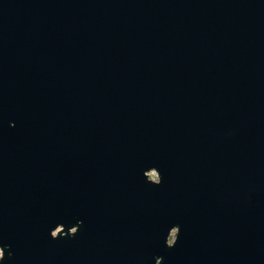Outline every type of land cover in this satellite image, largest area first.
<instances>
[{"label": "water", "instance_id": "obj_1", "mask_svg": "<svg viewBox=\"0 0 264 264\" xmlns=\"http://www.w3.org/2000/svg\"><path fill=\"white\" fill-rule=\"evenodd\" d=\"M0 264H264V0H0Z\"/></svg>", "mask_w": 264, "mask_h": 264}]
</instances>
